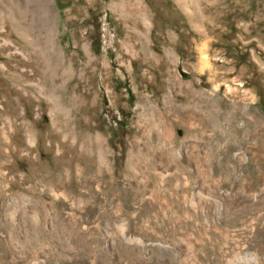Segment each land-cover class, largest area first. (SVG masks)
Wrapping results in <instances>:
<instances>
[{
  "label": "rangeland",
  "instance_id": "obj_1",
  "mask_svg": "<svg viewBox=\"0 0 264 264\" xmlns=\"http://www.w3.org/2000/svg\"><path fill=\"white\" fill-rule=\"evenodd\" d=\"M264 264V0H0V264Z\"/></svg>",
  "mask_w": 264,
  "mask_h": 264
},
{
  "label": "bare ground",
  "instance_id": "obj_2",
  "mask_svg": "<svg viewBox=\"0 0 264 264\" xmlns=\"http://www.w3.org/2000/svg\"><path fill=\"white\" fill-rule=\"evenodd\" d=\"M252 257L254 259L255 264H257V261H258L257 257L255 255H253Z\"/></svg>",
  "mask_w": 264,
  "mask_h": 264
}]
</instances>
